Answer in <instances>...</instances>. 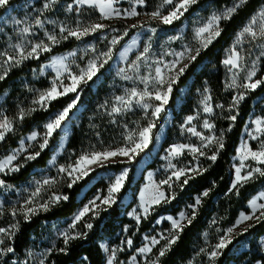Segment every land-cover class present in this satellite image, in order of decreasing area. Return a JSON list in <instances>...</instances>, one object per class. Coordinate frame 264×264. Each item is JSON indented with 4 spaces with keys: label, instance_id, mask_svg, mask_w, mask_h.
Wrapping results in <instances>:
<instances>
[{
    "label": "trees",
    "instance_id": "16d2710c",
    "mask_svg": "<svg viewBox=\"0 0 264 264\" xmlns=\"http://www.w3.org/2000/svg\"><path fill=\"white\" fill-rule=\"evenodd\" d=\"M22 1L26 0H13L11 3ZM74 1L56 0L49 13L54 15L60 6ZM237 2L238 0H198L180 19L171 24L144 20L136 23L135 27L119 19H103L95 7L81 8L75 15L81 28L98 23H104L106 27L80 39L73 37L42 54L39 58L23 61L18 66H9L7 75L0 80V95L11 87V98L18 94L24 97L26 94L24 92H30V98L36 99L40 91L51 87V79L50 75L33 78V69H39L56 54L72 50L83 42L95 40L104 32L112 30L106 40L99 41L98 48L102 50L109 48L112 36H118L120 40L113 46L109 59L103 63L98 73L90 81L82 82L76 92L51 101L47 108L31 112L22 121L17 120L13 130L0 142V160L7 157L35 127L49 121L53 114L63 110L76 99L77 103L67 117L72 120V132L62 159L75 162L81 155L129 146L130 141L126 137L132 133L137 136L139 130L146 127L153 119L151 113L146 115L145 111L138 106L130 110L124 109L120 113L112 112L115 98L124 92L125 87L131 88L135 82L132 69L128 72V76L132 77L130 80H123L112 69V64L122 46L144 26H150L157 31L173 30L182 25L186 16L200 11L204 6H208L204 14L207 18L213 11L232 7ZM162 3L163 0H145L144 6L139 7L138 11L140 14L152 13L157 11ZM263 5L264 0H247L230 20L221 22V35L207 48L200 51L197 58L190 62L173 84L172 93L168 103L165 104V111L154 121L155 127L152 129L151 142L147 148L131 160L96 167L87 176L74 183L71 188L68 184L55 188L53 192L65 194L68 199L53 205L48 211L32 215L27 221L20 212L16 215L12 214L11 209L1 212L0 228L6 229L7 234L0 233V240L3 241L0 243V250L12 247L14 251L0 254V264H40L41 260L44 264H106L101 242L105 238H115L125 226H131L130 236L134 245L132 249L123 253L121 258L129 259L143 244V235L155 227V223L161 216L178 215L206 190L209 194L202 197L200 205L195 209V217L192 218L191 209L189 215L191 223L185 222L183 231L179 233V239L165 256L159 258V264H264V251L259 242L264 236V218L251 221L232 236L231 243L219 250V255L214 260L210 257V253L216 250L215 245L225 235L227 229L235 224L242 213L250 212L249 202L252 197L264 188V177L258 175L255 179L244 183L242 187L238 186V191L231 189L230 171L244 127L255 108V101L261 98L264 103V83L254 90L229 87L228 68L223 63L227 50L234 43L236 34ZM123 6L129 5L123 3ZM6 8L0 10V16L6 12ZM171 45L178 48L181 42L174 41ZM155 50L162 51V45L156 38L148 52ZM249 50V46L246 49L241 48L242 54H247V56L243 54L242 58L243 76L251 66L252 59L251 56L249 58ZM88 59L89 55L82 60V65H85ZM260 74L264 78V58ZM24 82L27 87L24 86ZM184 87H189V95L181 109H178L177 104ZM207 88L210 90L215 107L212 120L215 123L218 137L223 135L224 147L218 150L215 162L207 159V156L212 155L218 145L204 156H185V162L191 164L199 162L200 171L190 174L193 178L186 185H182L184 179L182 177L171 187L166 186L167 202L162 201L154 206L149 214L137 223L127 215V212L138 202V192L144 176L142 175L137 180L135 173L143 159L155 149L157 135L165 122L166 110H172L173 125L168 129L163 149L186 140L180 127L188 116L196 113L200 107L201 93ZM241 92L245 94L244 99L238 105H234V98L242 94ZM147 102L153 106L160 103L156 100ZM77 111L79 112L76 121L73 115ZM260 114L264 116V106L260 109ZM232 115L236 116L235 121L228 119ZM61 135V128H59L50 137L48 145L40 151V155L20 172L8 176L0 175V179L4 181V184L0 186V197L6 198L8 189L25 182L35 168L47 166ZM261 167L264 168V165ZM125 168H128L127 178L115 202L88 214L77 223L73 231L85 235L70 240L66 252H61L60 249L64 248L65 244L63 239L54 242L56 239L54 224L67 220L79 209L93 191L91 189L84 199H80V195L95 180L94 188L101 187L103 192H106L108 184L100 180L99 175L111 171L117 173ZM155 168H157V161L149 163L145 171ZM126 195H132V201L124 206L123 199ZM88 223L93 225L91 229L86 227ZM161 247L155 251L156 258Z\"/></svg>",
    "mask_w": 264,
    "mask_h": 264
},
{
    "label": "rangeland",
    "instance_id": "374dc122",
    "mask_svg": "<svg viewBox=\"0 0 264 264\" xmlns=\"http://www.w3.org/2000/svg\"><path fill=\"white\" fill-rule=\"evenodd\" d=\"M11 1L13 0H10V4L6 8V12L2 16H0V52H8L9 54H13L14 49L12 46L15 44H21L26 49L30 50V47L32 44L43 41L44 43L49 44L52 50L55 46L60 45L72 39L73 37H69L67 40L62 39V36L66 35V33L61 34L59 31L60 27L66 26L70 29H75L77 26H79L78 25L79 20L75 18V15H77L80 9L83 7H93L88 4L77 5L76 2L74 1L73 3L60 6L58 9H56V12H54V15H52L49 13L52 6L49 9H43V4L46 2V0H26L22 2H14V3H11ZM178 2L179 0H174V4ZM123 3H127L129 6H123ZM69 5L72 6L71 11H69ZM143 6L144 4L143 5L135 4L134 0H116V2L113 4V8L118 9L121 15L120 16L112 15L110 18H107V19H119L126 23L131 24L132 26L135 25L136 23H141L144 20H156V21L162 22L159 18H153L150 15L151 13L144 12L140 14L138 11V8L143 7ZM133 7L136 8V11L139 14L136 16H128L127 12H129ZM172 7L173 5H164L162 3L161 7L159 8L161 15H167L168 12L172 10ZM206 9H208V6H204L203 8L200 9V11H196L192 15L186 16L182 22V25L173 30L157 31L156 29L150 26L142 27L127 43H125L122 46L121 50L117 54L112 64L113 71L117 75L122 77L123 80H126L123 77L125 75L128 76V72L132 69L134 72L133 77L135 79V82L131 86V88L135 87L138 90H142L144 88V84L141 81L143 78L147 77L149 80V89L152 91H155V88L159 87V85L154 86L153 78L156 76V73H155L156 67H160L162 69V74L165 80V85L160 90L161 91L166 90V86H167V82L169 81V78L172 76H175L180 67H183L185 64H187L188 66L190 62H192V60H190L188 57L190 55H195L196 54L195 49L200 47L199 41L195 35L196 29L201 27L203 24H205L212 15L219 14L223 12L226 8L215 10L212 12V14L209 17L205 18L204 14H205ZM97 10L99 11L98 8ZM261 11H264V5L248 20V22L243 26V28L247 26L253 18H256L259 20V14ZM182 16H180V18ZM37 18H39L42 21V27L37 26L35 24V20ZM17 19L21 20L23 23L20 25H16L14 23V20H17ZM176 20H173V22ZM100 24H104V23H100ZM25 26L30 27V32L28 34H21L19 29ZM243 28L240 29L239 32L236 34L234 43L227 50V55L225 58V60L229 58L233 48L235 47L236 50L239 51L241 55V60L239 61L240 68H233L231 71H229L230 66L224 64L228 68V73H229L228 85L232 84L233 78H235V85L233 87H237L241 90L245 88L240 87V85L242 83L247 82L245 80V76L247 73L245 74V76H243L242 74V58L244 57L243 54H245L246 56L247 54L246 53L242 54L241 48L246 49L247 46L250 47V50L248 53H249V58L251 56L252 60H251V66L249 70H251L254 63L257 66V74L255 77H253V81L256 79L262 78L260 71L262 68V60L264 58V56H261V52H264V39H257L256 41H251L250 39L246 38L239 45L236 44L237 37L239 33L243 30ZM111 31L112 30L100 34L99 37L96 38L95 40H92L89 42H83V44L79 45L78 47L72 50H68L66 52L59 53V54L52 56L49 59V61L44 63L39 69H33L32 71L33 78L36 79V78H41V77L50 75L51 87L53 85V82L55 81L58 87V90L63 91V86H67L71 84V80L69 79V72H65L62 75H60L59 78H57V71L55 68L52 67L53 63L59 59L67 58L65 60V63L68 64L71 74H79L81 69L86 68L88 63L92 61L93 59H96L97 57H99V60L97 61V63L98 64L103 63L105 60L109 59L111 50L113 46H115V44H112L111 41L113 39L117 41L120 40V37L112 36L109 41L110 42V45L108 46L109 48H106L104 50H102L101 48H98L99 41L106 40ZM46 33L57 35L60 42L55 45H51V43L47 40ZM89 33H93V32H89ZM155 38L162 45V51L155 50V51L147 52L141 57V59L138 60L137 57L141 56V54L144 52L145 47H148L149 49L151 48ZM216 38H214L213 41ZM174 41H180L181 42L180 47L174 48L171 45V43H173ZM186 48H190L192 49V51L190 53L186 52L185 56L179 59L175 68L165 67L166 64H170L172 61L177 60L176 54L180 53L181 51H184ZM44 53L46 52L41 51L39 53V57ZM72 53H75V56L71 55ZM103 53H109V56H104L102 55ZM125 53H127L126 57H125ZM88 55H89V59L87 63L85 65H82L81 63L82 60L86 58ZM4 59H5L4 57H0V75H3L6 69H7V72L9 70V65L4 64L3 62ZM17 59H19V57H17ZM29 59H36V58H29ZM27 60H24V61H27ZM120 69H124L125 71L122 73ZM23 84L24 86L27 87V85H25V82ZM131 88L125 87L124 92L119 96L127 97V93ZM22 91H25V90H22ZM45 91L47 90L40 91L36 99L30 98V94H29L30 92H24L26 93L24 97H21L18 94L17 96L11 98L12 88L9 87L5 92H3L0 95V122H3V120L6 118L7 120L11 122L12 130H13L16 121L20 120L18 118V115H19V111L21 108H23L26 112H29V110L33 108H35L36 110L47 108L51 101L46 102L43 107H41L39 104L33 103V101L37 100L39 98V95ZM69 93H72V92H69ZM241 93L244 94V92H241ZM188 95H189V87H184L181 90V96L177 104L178 109H181ZM201 95L202 96L200 99V107L197 109L195 114L188 116L185 120V123L180 127L186 140L176 142L170 145L169 147L163 149V143L167 137L168 129L172 127L173 125L172 110L171 109L166 110L167 114H166L165 122L162 125L157 135L155 149L153 150L151 154L147 155L143 159L142 163L138 166L136 173H135L137 180L140 179L142 175L144 176H143V181L140 185V189L138 192V202L133 208H131L127 212V215L129 218L136 221L137 223H139L144 217H146L149 214V212L152 210V208L156 206V205H152L149 208V211L147 213H144L143 209L141 208L142 201L147 200L153 194L156 186H159V189L163 191L165 193V196L167 197L165 187L168 185H162L160 182L167 179L168 176L171 175L172 169L168 168L169 161H171L172 164H175L177 168H185V169H188L190 167H198L199 169L201 168L199 162L191 164L190 162L184 161L185 156H193V157L200 156L198 153H192L189 150V148L181 149V153H182L181 155H178L175 157L169 156L170 149L173 146L188 145L191 147H202L203 143H205V141L201 140L200 136L194 135L193 132L189 131L188 129L189 128L194 129L195 132L200 133L201 136H204V137L214 136L216 138H219L217 131H216L215 123L212 120V117L215 113V107L212 102L210 90L208 88L205 89L201 93ZM205 97H210V99H208L206 102L209 106L213 108L212 113H206L203 111L204 106H205ZM244 97H245V94H244ZM114 106L120 107L122 111L124 110V105L120 104V102H118L116 98L114 100ZM135 106L137 107L138 105H136L135 102H133L131 109ZM151 106L152 107H150L147 110V113L145 112L146 115L148 113H151L156 105L154 106L151 105ZM263 106H264V103L262 102L261 98H258L255 101V108L253 109L244 127L243 134H242L240 143L237 148V153L233 157L232 164L230 167V171L232 175L231 189H232V184L235 180V168L239 166L241 149L244 147L245 142H247V146L251 148L253 151H258L261 149V143L262 141H264V133H255L254 129L256 125L253 123V121L257 119L264 120V116L260 114V109ZM140 108L143 109L142 107ZM63 110L58 111L55 114H53L51 118L49 119V121H47L46 123L35 127L34 130L30 132L29 134H27L19 142V145L16 148H14L12 152L9 154V155L16 154L17 156L16 160L12 161V164L9 167L22 165V167H19V171L11 172L8 169H6L5 172L0 173V175L8 176V175H13L15 173H18L23 168H25L28 163L33 161V160L26 159V157L29 154H35L36 152L40 153L41 149L39 145L43 143V140H44V136L46 132L45 125L51 122ZM164 111H165V105L163 106V110L161 111V113ZM31 112L33 111H30L29 114ZM78 112L79 111L75 112L73 115V119L76 121L78 120L77 119ZM67 117L61 124L60 128H61L62 135L59 139V142L56 145V148L54 150V153L52 154L51 159L48 161L47 166L35 168L30 173L28 179L25 182L19 185H13L12 187L8 189L7 197L6 198H3L2 196L0 197V213L1 212L3 213V211L7 209H11V210L15 209L17 210V212L21 213L20 211L21 206L24 205L25 201L28 200L31 194L35 191L37 187V182H42L44 179H52L55 182L47 186H44L39 196L35 198V204L30 205V206H36L44 202H49V198L54 195H60L62 197L66 196L65 194L55 193L53 191L55 188L60 187L63 184H69L72 178H74L75 175H77V173H73V177H69L66 172L60 171V168L63 167L67 169L70 165H75V162L77 161L76 160L75 162H70L68 161V159H62L64 154L66 153L69 137L72 132V120L68 119ZM158 117H152L153 120L151 121H155ZM189 117L193 118L190 122L188 121ZM205 121L212 124L213 128L211 129L205 128L204 127ZM10 132L6 133L5 137ZM250 132L256 135L257 139L253 140L251 136H249ZM33 134H36V137H37L36 140H29L28 137L32 136ZM49 139L50 137L48 138V142H49ZM133 141L138 142L139 136L133 135ZM133 146L134 144L130 142L129 146H124V147H133ZM216 146L217 144L213 143L209 148H202V150L205 152V154H207L213 151L214 147ZM135 155L136 154H130L129 156H116V157L110 158L109 160L102 161L100 164L89 165L87 167V170L88 172H90L100 165H104L107 163L128 161V160H131ZM7 157H4L0 161L6 159ZM155 161H157V168L145 171L146 166L149 163H152ZM245 164L250 165L251 167H261V165L251 160V158L245 161ZM125 170L127 171V174H128V168H125L117 173L111 171L109 173H104L98 176L100 180H103L105 181V183L108 184L106 192H103L101 187L94 188L96 180L84 189L83 194L80 195V199H84L85 195L91 189L93 192L89 194L87 200L83 202V204L79 207V209L71 217H69L67 220H61L54 224V234L56 236V239L54 240V242H56L59 239H63V237L60 236V233L64 231H71L73 234H75L73 229L69 228V226L73 222L75 215L78 214L86 205H90V201L95 199L97 196H101V197L107 196L108 189L111 186L112 182L114 181L115 177L118 175H121ZM248 170H249L248 167H246L245 169H242V175L245 174ZM189 174H193V173H189ZM257 176L258 174H255V177ZM125 180H124V183H125ZM175 181L176 180L173 178V181L170 182L171 185ZM261 193H264V188L261 189L255 196H253L250 202L253 199H256L258 204L264 203V199L260 198ZM117 194L118 193L114 194L115 199L117 197ZM62 200L64 199H61L59 202H61ZM131 201H132V195H126L123 199L124 206H127L128 204H130ZM59 202H56V203L50 202L49 209L53 205ZM250 202H249L250 212L242 213V214H245V215L251 214ZM106 206L108 205L101 204L100 201H97L95 211H98L99 209L106 207ZM95 211H92V212H95ZM190 211L191 209L189 207L183 210V212H185L188 216L190 215ZM39 212H42V211H39ZM92 212H89L88 214ZM88 214H86L82 218V220ZM241 215L238 217L235 224L230 227L231 229H233L232 233L231 234L228 233V229H229L228 228L223 237L228 236V238L231 239L232 236H234L239 230L246 227L248 224L251 223V221L256 219V218H253L252 220H248V221L238 224V221L240 220ZM256 215L258 216L259 212H257ZM136 216H139L140 219L137 220ZM178 216L179 214L176 216L170 215V214L161 216L155 223V227L143 235V244L139 248L141 249L145 246H148V247H151V251L141 253L139 249H137L135 253L129 259H122L121 255L123 253H126L130 249H132L134 245L133 239L130 236L131 226H125L122 230L118 232L115 238H105L101 242V245L103 248V252L105 254L106 264H108L109 259H112V264H152V262L156 260V255H154L156 249L161 246H164L166 243V240L162 239L161 237H170V235L172 234L171 221L168 220L167 218L168 217L178 218ZM186 221L187 220L182 222L183 225L185 224ZM153 237L160 240V243L156 245H152L151 240ZM129 239L132 241L130 245L127 243ZM259 242H260L262 250L264 251V236L260 238ZM133 257H135V260H133Z\"/></svg>",
    "mask_w": 264,
    "mask_h": 264
},
{
    "label": "snow or ice",
    "instance_id": "6c2138e0",
    "mask_svg": "<svg viewBox=\"0 0 264 264\" xmlns=\"http://www.w3.org/2000/svg\"><path fill=\"white\" fill-rule=\"evenodd\" d=\"M77 5H83L88 4L93 7H97L100 11V15L103 19L110 18L112 15L120 16L121 13L118 9L113 8V4L116 2V0H75ZM145 0H134L135 4L143 5ZM198 0H179L178 3L174 4V0H163L164 5H173L172 10L168 12L167 15H161L160 10L152 12L150 15L153 18H159L162 23L164 24H171L173 20L179 19L180 16H182L186 11H188L189 7L196 4ZM247 0H238L237 3H235L232 7L226 8L223 12L219 14L212 15L208 21L203 24L201 27L196 29V38L199 41L200 47L195 49V55H190L188 58L190 60H195L197 56L200 54L201 49L207 48L212 42L213 39L216 37H219L221 35L222 29H221V22L227 21L232 18V16L237 12V10L243 6ZM56 3V0H46V2L43 4V9H49L53 4ZM10 4V0H0V9L6 8ZM72 10V6L69 5V11ZM139 13L136 11V8L133 7L129 12H127L128 16H136ZM14 23L16 25H20L23 22L21 20H14ZM35 24L37 26L42 27V21L37 18L35 20ZM106 26L104 24H93L90 27H84L81 28L80 26H77L75 29H70L66 26H61L59 31L61 34L66 33V35L62 36V39L67 40L69 37H75L76 39H80L82 36L88 35L89 32H95L97 30L103 29ZM135 27V25H133ZM21 34H28L30 32V27L25 26L19 29ZM47 40L51 43V45H55L59 43V39L57 35L55 34H47ZM246 38L250 39L251 41H256L257 39H264V11H261L259 14V20L256 18H253L250 23L243 28V30L239 33L236 44L239 45L242 43ZM118 41L113 39L111 41L112 44H116ZM14 49L13 54H9L8 52H0V57H4V64L9 66H18L21 64L24 60H27L29 58H38L39 53L41 51L48 52L51 50V47L49 44L44 43L43 41H40L39 43H34L31 45L30 50L26 49L21 44H15L12 46ZM149 51L148 47L144 48V52L141 54V56H138L137 59H141V57ZM192 49L186 48L184 51H181L177 55V60L172 61L170 64H166V68H175L176 64L178 63L180 58H183L185 56V53H190ZM71 55L75 56V53H72ZM104 56H109V53H103ZM127 56V53H125V57ZM261 56H264V52H261ZM19 57V59H17ZM67 58H62L57 61H55L52 65L53 68L57 71V78H59L60 75H62L65 72H69V79L71 80V84L67 86H63V91H59L58 87L53 82V85L50 89L47 91L41 93L39 95V98L37 100H34V104H39L41 107L44 106L46 102H50L52 100H56L58 97L62 95H66L69 92H76L79 85L82 82L90 81L99 71L101 67H103V63H106L107 60H105L103 63H97L99 60V57L96 59H93L88 63L86 68L81 69L79 74H71L68 64L65 63V60ZM241 60L240 52L236 50L234 47L231 55L228 59L224 60V64L230 66L229 71H231L233 68H240L239 61ZM187 67V64H185L183 67H180L178 69V72L175 76H172L169 78V81L167 82L166 90L161 91L160 89L164 87L165 80L164 76L162 74V69L160 67H156L155 73L156 76L153 78L154 86L159 85V87L155 88V91H152L149 89V80L147 77L142 79V83L144 84V88L142 90H138L137 88L133 87L131 88L128 93L127 97L125 96H117L116 100L120 102V104L124 105L125 110H130L133 102H135L136 105L142 107L145 112L147 113V110L152 107L147 101L149 100H156L160 103L157 104L153 111L151 112L152 117H158L161 111L163 110V106L168 103V100L170 98V95L172 93V86L178 79L179 75L183 74L185 68ZM120 71L123 73L125 70L120 69ZM257 74V66L254 63L251 70L247 71V74L245 76L246 83H242L240 87H243L245 89H251L254 90L258 86H260L262 83H264V78L256 79L253 81V77H255ZM7 75V69L4 71L3 75H0V80H3L5 76ZM126 80L132 79L131 76L125 75L123 77ZM235 85V78H233V83L229 85V87H233ZM210 99V97H205V106L203 111L206 113H212L213 108L207 104V100ZM244 99V94H240L237 98H234V105H238L241 100ZM77 103V100H73L72 103H70L64 110L59 113L51 122L47 123L45 125L46 132L44 136L43 143L39 145L40 149L43 150L47 144H48V138L52 136V134L61 127L62 122L66 119V117L69 114V111L74 107V105ZM36 109H30V111H35ZM122 109L120 107L114 106L112 108L113 113H119ZM29 112H26L23 108L20 109L18 118L22 121ZM193 118L189 117L188 121L190 122ZM228 119L235 121L236 116L232 115L229 116ZM253 123L256 125L254 131L255 133H264V120L257 119L253 121ZM155 127V122L150 121L148 125L142 129L139 130L138 136L139 141H133V135L129 134L126 139L134 144L133 147H121L117 148L115 150H105L103 152H92L90 154L81 155L79 159L75 162V165H70L67 169L66 168H60L61 172H66L69 177H73V173H77L74 178H72L71 182L68 184V187L71 188L76 181L81 179L84 176H87L89 174L87 167L89 165L93 164H100L102 161L109 160L110 158L116 157V156H129L130 154H138L140 151H142L144 148H147L149 143L151 142V132L152 129ZM204 127L211 129L213 128V125L205 121ZM189 131H192L194 135L200 136L202 141H205L203 143L202 147H191L188 145H180V146H173L170 149L169 156L175 157L178 155H181V149L183 148H189V150L192 153H198L200 156H204L205 152L202 150V148H209L213 143L218 145V148L215 152H213L212 155L207 156V159L215 162L217 159V153L219 149H222L224 147L223 143V135L219 138H216L214 136H208L204 137L201 136L200 133L195 132L194 129L189 128ZM12 131V124L9 120L6 118L3 120V122H0V141L4 140L5 134ZM249 136L253 140L257 139V136L253 133H249ZM36 134H33L32 136L28 137L29 140H36ZM40 153L36 152L35 154H29L26 159L28 160H34L37 156H39ZM17 156L16 154L9 155L6 159L0 161V173H4L6 169H8L11 172L19 171V167H22V165L19 166H13L9 167L12 164V161L16 160ZM255 161L259 165H264V141L261 143V149L258 151H253L251 148L247 146V142H245L244 147L241 149L240 154V163L239 166L235 168V180L232 184V189H237L238 186H243L244 183L255 179V174H258L261 177H264V168L262 167H251L250 165H246L245 161L249 160ZM167 159V157H166ZM246 167L249 168V170L242 175V169H245ZM168 168L172 169L171 175L168 176L167 179L161 181L160 183L162 185H168L171 187V181H173V178L176 181H180L182 177H184L182 181V185L188 184L189 180L193 178L192 175L189 173H198L200 169L198 167H190L188 169L185 168H177L175 164H172L171 161H169ZM127 176V171L125 170L121 175H118L115 177L114 181L112 182L111 186L108 189V195L101 197L97 196L95 199L90 201V205H86L78 214L75 215L72 224L69 226L70 229H74L76 227L77 222L81 221L82 218L88 214L89 212L95 211L96 202L100 201L101 204L104 205H110L115 202L114 194L118 193L121 188L123 187L124 180ZM55 181L52 179H44L42 182H37V187L35 191L31 194L30 198L25 201L24 205L21 206V214L24 215L25 220H29L32 215H36L39 211H48L50 202L56 203L59 202L61 199L67 200V196H60V195H54L49 198V202H44L36 206H30L35 204V198L39 196L41 193V190L44 186H47L51 183H54ZM4 184V181L0 179V186ZM208 191H204L201 196H197L195 198V202L191 205H188L190 209H192V218L195 217V209L198 205L201 203L202 197L208 196ZM260 198L264 199V193L260 194ZM167 197L165 196V193L159 189V186H156L153 194L145 201H142L141 208L143 209L144 213H147L149 211V208L152 205H158L161 203L162 200L167 202ZM251 207V214L245 215L242 214L240 217L239 223H243L248 220H252L253 218L261 219L264 218V203H257L256 199H253L250 202ZM259 212V215L257 216L256 213ZM13 215L17 214V210H13ZM136 219L139 220L140 217L136 216ZM168 220L171 221L172 225V234L170 237H161L162 239L166 240V243L164 246L161 247L159 250L158 256L155 261L152 262V264H159V258L166 255V253L171 249L172 245H174L177 240L179 239V233L183 231V221L187 220L188 223H191V219L185 212H180L178 218L168 217ZM15 227V225L13 226ZM86 227L88 229H91L93 225L91 223L86 224ZM233 229L229 228L228 233L231 234ZM0 233L7 234V230L0 228ZM81 233H75L73 234L71 231H64L60 233V236L63 237L65 247L61 248V252H66L67 245L70 240L79 238ZM0 243H3L2 240H0ZM127 243L130 245L132 241L129 239ZM160 240L156 239L155 237L152 238L151 244L156 245L159 244ZM231 243V240L228 238V236L222 237L219 242L215 245L214 251L210 253V257L214 260L218 255L219 251L222 250L227 245ZM14 249L12 247H8L6 250H0V254L6 253H12ZM141 253L144 252H150L151 247L145 246L141 249H139ZM114 258V256H113ZM133 260H135V257H133ZM40 264H44L43 260L40 261ZM108 264H112V259L108 260Z\"/></svg>",
    "mask_w": 264,
    "mask_h": 264
}]
</instances>
